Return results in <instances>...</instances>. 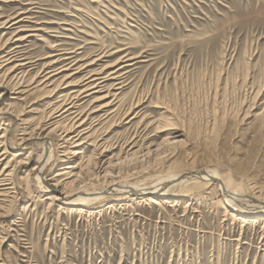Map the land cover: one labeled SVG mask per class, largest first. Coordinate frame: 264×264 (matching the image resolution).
Wrapping results in <instances>:
<instances>
[{
  "label": "rangeland",
  "instance_id": "374dc122",
  "mask_svg": "<svg viewBox=\"0 0 264 264\" xmlns=\"http://www.w3.org/2000/svg\"><path fill=\"white\" fill-rule=\"evenodd\" d=\"M9 19H22L14 27L27 37L26 79L65 56L98 59L90 68L134 65L121 70L119 114L92 137L103 132L104 145L86 143L83 157L71 156L78 174L61 187L104 189L101 198L50 202L57 190L43 191L34 171L47 146L26 143L15 193L0 195L4 264H264V214L243 221L215 181L173 186L159 204L145 200L155 193L108 188L152 189L168 174L206 166L232 178L243 204L264 202V0H0L2 52L18 44L6 29L12 22L2 27ZM43 97L5 100L25 108L30 133L51 121ZM11 127L13 153L20 130ZM54 156L45 177L68 164Z\"/></svg>",
  "mask_w": 264,
  "mask_h": 264
},
{
  "label": "bare ground",
  "instance_id": "6f19581e",
  "mask_svg": "<svg viewBox=\"0 0 264 264\" xmlns=\"http://www.w3.org/2000/svg\"><path fill=\"white\" fill-rule=\"evenodd\" d=\"M21 20L22 19H18L12 22V20L9 19L2 24V27H5L7 24L12 22L8 27H6V29H15L14 34L11 36V41L18 44L9 50L3 49V52L0 51V168L2 167L0 169V186L2 187L0 188V195H10L11 192L15 193L12 189L16 188L14 184L15 181L13 182L15 177L14 172L17 167L16 163L19 165L24 164L22 163L24 161H15L23 153L24 149L27 148V142L30 144L31 142H36L47 146L45 149L46 152H43V156H41V159L34 166L38 182L43 191L57 190L58 192L48 195L47 199H49L50 202L62 199L64 204H71L73 201H85L87 199L94 200V198L104 195L106 190L104 191V189H102L92 192L84 190L85 192L83 191L82 195V192L80 193V191L77 190L75 192L66 190L68 188L67 185L64 187L66 191L61 187L65 183V179L68 178V176L70 177L78 174L76 169L79 168L80 165L77 164L78 161H73L74 159L71 158V156L75 158L80 156L83 157L86 143L91 146L93 145L97 149L104 145L105 134L103 132L97 136L98 139L92 137L95 133H98L102 129L103 125L107 123V121L109 122L119 111V108L122 105L119 103L121 100L120 95L126 84H124L125 75L121 72V70L127 66L134 65L131 61L132 58L120 59L117 63H114V65L109 64L101 68H90L92 64L94 66V63L98 59L88 63H83L84 60L82 61V59H76L74 56H65L62 60L69 61L61 67L53 68L54 65L60 63L59 61L61 59L51 61L50 63H46L42 70H39L35 75L26 79L25 74L27 71H25V69L29 68V63L32 61L27 60V57H23L24 51H22L23 48L20 43L24 42L27 37L22 36L20 31L22 29L14 27V25L19 24ZM30 35L33 34H29V36ZM9 82L12 83L9 85ZM37 91L42 92L44 95L43 99L49 98L48 107L50 108L49 116L51 117V121H47L43 125L40 124L41 126L38 127L37 132L30 133L27 131V125L30 124V121L25 117V108L15 110L11 108L12 104L6 102L5 100L7 98L18 99L21 96V100H23ZM33 110L34 109L32 108L29 111ZM126 112L127 113L124 114L125 116L123 115L124 118L122 119L129 116L130 111ZM99 113L102 114L97 117L96 115ZM134 117L135 116H132L131 120ZM6 120L9 121L8 126L3 128V121ZM131 120H127V123ZM62 124H66L67 127L57 134L55 130ZM12 125L19 127L20 130V134H18L19 142L18 145H16L17 149L13 153L8 150L10 139L9 132H11L9 131V127ZM11 129L13 128L11 127ZM2 130L4 132H2ZM58 148H62L63 150H59ZM55 153L56 157L54 156ZM10 154L12 157L7 160ZM53 156L61 162H68V164L63 166L53 175L51 174L50 177H45L43 173ZM191 181L207 183L215 181V183H217L219 188L222 190L226 205L236 211L233 212L237 215H242L241 218L243 221H250L251 219L249 220L248 218L251 215L257 214L258 217L264 214V202L262 203L260 200L257 201L256 199H250L248 204H243V202H240L241 196L239 197V194L237 193L240 189L238 188V185L233 182L232 178L228 174L225 177H221L216 171H214V169L206 168V166L203 168H197L196 170L193 169L191 171L168 174L152 189L137 188L130 182H122L120 184L115 182L111 183L109 187H107L114 188L118 191H116L118 194H131L134 192L143 195L148 192L155 193L156 195L154 196L150 194L148 196L145 195V200L151 203L159 204L161 202L160 199H164L166 197L165 194L169 188L182 185L185 182L190 183ZM85 196L88 197L86 198ZM19 198L20 197H18V199ZM245 198L246 196L243 199ZM13 200L15 199L13 198L12 201ZM245 215L248 216L246 217ZM254 218L252 216V219ZM1 257L2 255L0 252V264H4Z\"/></svg>",
  "mask_w": 264,
  "mask_h": 264
},
{
  "label": "water",
  "instance_id": "95a60500",
  "mask_svg": "<svg viewBox=\"0 0 264 264\" xmlns=\"http://www.w3.org/2000/svg\"><path fill=\"white\" fill-rule=\"evenodd\" d=\"M149 195V194H148ZM143 196V195H142Z\"/></svg>",
  "mask_w": 264,
  "mask_h": 264
}]
</instances>
